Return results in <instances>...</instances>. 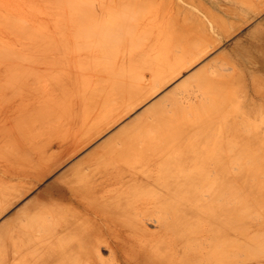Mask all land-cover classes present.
<instances>
[{
  "label": "rangeland",
  "instance_id": "obj_1",
  "mask_svg": "<svg viewBox=\"0 0 264 264\" xmlns=\"http://www.w3.org/2000/svg\"><path fill=\"white\" fill-rule=\"evenodd\" d=\"M172 1L173 0H0V13L5 11V15L4 13L0 14V154H2V156L8 154L7 156H5V159L7 158L6 160L0 158V165L2 164L0 167V218L9 216L15 210H19L20 212V210H23L25 208L23 212H27V210L28 212H30L31 210L36 208L33 212H30L32 214H27L24 212L23 217H21V215L23 214L21 211V214L19 213L18 215V217H21V220L20 218L18 220L22 221L24 217L27 218L28 216L26 221L28 219H33V221L36 223H34L36 225L34 226L36 228H38L37 226H39L37 231H34L33 229L35 228L33 224V227L31 225L30 227L27 226L29 225V222L31 224V220H28L26 222L29 236L32 238L30 239V237L28 238L27 236V255L17 253L18 260H23L26 258L29 259L33 264H37V262L38 264H50L52 260H56V254L51 253H57L59 250H61V248L65 250V247L67 246L69 247L67 249L68 251L73 250L72 245L76 238L75 234L77 232L90 229L93 226H97L109 217H127L130 213H127V211L123 210V207L127 202H143L146 200L152 201L153 197V200H155V198L157 200L158 196L156 195L158 194L154 193L155 188L154 190H151V187L155 182L154 187H156V185L159 186L158 183L161 184L160 186L164 184L165 186L163 185V188H166V186H169L170 188L171 186V189L167 188L169 192L171 190L173 191V189L176 188L178 190V193H181L180 195H178L179 197L177 195H174L172 198H174L173 200L176 199L177 202H179L182 209L181 213L184 216H181V220L183 221L182 223L180 219L178 220L180 223L178 224L179 229L182 227L180 230L181 234H186V237H188L193 233L191 237H188L190 240L186 238V242L182 241V244L185 247L189 245L188 248L186 247L187 250L190 251L189 248L191 249V247L194 246H191V243L193 242L194 238L197 240L198 236L201 238L199 239L198 237L199 241H203V244L205 243L204 245H206L205 240L207 241V244H209L208 246L206 245L207 247L204 246L203 248L202 243L201 247L200 243L199 245L198 243H196V245L198 246L195 249H198V251L195 252H197V254L200 253L199 257H203L205 259H200L199 262L197 260H194L193 262H191L192 264H206L208 261L209 262L207 264H210V261L211 264L264 263V229L261 227V225L263 224V216H261L260 214H255L257 216L256 218L254 217L244 220V224L248 226L247 229L232 227H228L227 229H224V227L221 228L219 226L222 225L218 224L217 219H205L201 217L202 214H199V212H202L203 208L206 207V205L203 206V204L200 203H191L193 200V189L192 187L191 189L190 187H188L191 184L190 178L187 189L186 186H182V183H187L183 182L186 178L182 179V177L180 176L176 177L175 173H168L165 169H153L154 174L159 173L164 177V179L159 181L158 179L152 178V174L150 176H147V170H151L150 165L145 164L146 166L144 169H140L137 166V164L141 162L142 156H153L156 153V155L162 154V156H167V141L170 139L175 140L177 138H182L183 134L185 133V128L190 129V126L193 125L192 123L194 121L198 122L199 119H217L219 114H222L230 107V100L232 94L235 92H237L243 98V101L248 110H256V113H258L264 109V0ZM9 12L11 15H6ZM19 19L21 20L19 21ZM30 19L31 21H29ZM37 19L40 20L43 25ZM25 20L27 22H23ZM18 25L20 26V28L18 27ZM22 25L25 26L23 27ZM177 26L179 29L177 28ZM21 27L23 29H21ZM39 30H41V32ZM10 31L12 32L10 33ZM131 36L133 37L132 39ZM9 38H12L13 41ZM126 38H128L129 41ZM260 39H263V42ZM1 41H4L5 43ZM131 44L133 47L129 50V46ZM104 47H108L110 52L107 48L106 50H104ZM58 50L61 51L58 52ZM193 50H196V53ZM187 51L188 53H186ZM190 51L195 56V59L193 58V61L197 60L198 56L200 58L203 54L204 57H202L201 60H197V63L194 62L195 64H192L191 62L193 61H187L188 59L192 58V56H190L192 55ZM199 52L200 55L198 54ZM205 52L208 53L205 54ZM139 56L141 58H139ZM92 58L94 59L92 60ZM138 58L141 60H138ZM184 59L187 61V64L185 63L184 66H190L189 63L193 65V67H189V70L183 66L182 61L184 62ZM111 60L113 61V63ZM74 62L76 63L73 64ZM118 62L121 63L118 64ZM122 63H124L125 65ZM178 64L180 68L177 67ZM176 67L177 69H179L177 70ZM73 69L75 72L73 71ZM174 69L177 70V72H180L181 69H183L184 71H181L182 73L178 75V78H176V76H172V78L174 79H171L172 81L165 84L166 86L163 87L162 84H164V81L168 79L170 80L171 78V76L170 78H168V76L166 79L165 77L168 75L170 70L173 71ZM175 70L174 73H171L177 74ZM191 71H193V73L191 74L193 76L191 77L190 75L189 79L186 82L175 87L176 81L182 76L189 74ZM78 72L80 75L78 74ZM108 72L109 74L111 73L112 75L113 73L114 75H108ZM82 74H86L87 76L89 75V78L92 77V74L93 77L95 76L94 78H96V80L93 82L94 79L92 80L90 78L88 82V77L86 75L82 76ZM94 74L99 75L97 76ZM119 74L121 75V77L119 76ZM81 76L84 78H81ZM103 76H107V78L111 77V81L113 80V82L108 80L110 78H106L107 82H105L106 79ZM73 77L76 79H74ZM63 78L66 79L65 81L68 80L67 82L62 81L65 83L64 86H62L63 83L60 82L61 80H63ZM79 78H81L80 82L78 80ZM114 78L116 80L118 79L117 82L124 81L125 83L122 82L123 84L121 85L120 83L116 84ZM82 79L84 80V85L82 83ZM98 80L102 81L99 82V85H97L98 83L96 84L98 87H102L103 85L108 87L112 83L111 87L114 86L115 88L111 89H113V93L117 92V94L114 93L116 97H114V95L112 94V90L109 92L108 89H110V86L107 89L105 87L103 89L105 92H107V96L103 94L104 91L101 89V87L96 88L94 84L95 82H98ZM90 81H92L93 84ZM54 82H57V84L59 85L57 86V88L60 91L56 88V86L54 85L56 83ZM77 82L79 83V85ZM52 84L54 86L53 88ZM86 84L88 85L87 87L92 85V88L90 87L89 89H87V87H84L86 86ZM65 85L67 87V89H65L67 93L70 89V85L74 86L71 87L72 89L78 88L77 92L75 89L72 90L75 92H72L70 90V94L68 93V95L66 94V91L63 90L62 92L65 91V93L62 94L66 95H64L65 97H67V99L65 98L66 100L62 99L64 98V96L61 95L60 89H64L63 87H65ZM122 85H124L123 87H125V89L123 87L117 88ZM160 85H162V87L161 90L159 89L158 91V88L156 87H159ZM82 86L84 87L83 91L88 92V95L90 93V96H95L90 97L87 95V93L85 94L83 91L80 92L81 88L79 87ZM38 88L40 89V91ZM54 88L57 90H55ZM93 88H95L96 91L101 89L102 92H92ZM51 89L55 91L52 92ZM114 89H116V91H114ZM119 89H124L123 91H127L129 94L127 92L121 93ZM153 89H155L156 92L158 91V93H152L151 96L149 94L150 92H154ZM90 90L91 92H89ZM78 91L80 93H78ZM71 93H73V97ZM162 93H164V97L160 95ZM77 94H81L82 97L78 95V99ZM111 94L112 96H110ZM36 95L37 97L35 99L34 97ZM74 95L76 96L75 98L77 99V101L80 100V97L84 99L82 100V105H78L80 104L81 100L79 102H76V100H74V103ZM102 95L103 98H101ZM38 96L42 97L39 98ZM83 96L86 98H83ZM109 96L110 98H114L110 99ZM157 96L161 97L160 100L162 99V102L159 101L160 103H158L159 99ZM28 97H32L30 98L31 100L28 101ZM43 97H45V99ZM147 97L149 98L147 99ZM94 98L101 99H96L98 101H95ZM107 98L111 101H108V107L106 106L107 104H105L106 107L98 105L97 102L103 105L106 102ZM156 98L157 100H155ZM71 99L73 102H71ZM93 99L95 102L93 101ZM60 100H62V102ZM88 100L90 102H93L86 103L87 108L82 109V107L85 105V101L87 102ZM102 100L104 101V103H102ZM136 100L138 101L136 102ZM44 101H46L47 104ZM52 101L55 103L54 109L53 105L51 104ZM59 101L60 103H58ZM131 101L136 102L133 105L138 103L140 105H137L138 107L136 106V109L133 108L134 110H132V107L134 106L131 105ZM141 101L142 103H140ZM63 102H65L64 105L66 106L64 107L66 111L68 109H71L70 111L68 110V112L65 111L66 113H69V115L65 114V112H63V114L61 113V110H65L61 109V107L63 106ZM128 102H130V104ZM153 102L154 105L152 107L151 105L153 104ZM49 103L51 105H49ZM68 103L72 104L70 105V108H68ZM94 103L95 105H93ZM96 103L97 107H95ZM125 103H128L126 107H124ZM22 104L23 106H21ZM40 104L42 107L40 106ZM58 104H61V107ZM91 104L92 108L90 110L89 107L91 106ZM56 105H58L61 110H59L58 106ZM34 106L38 107L34 109ZM148 106L151 109H149ZM123 107L125 108L124 111ZM37 108H39V110L40 108H42L40 110V112L42 111L41 114L40 112L36 113ZM45 108L49 109L46 110ZM55 108L58 110H55ZM141 108L145 109L143 110V114L139 112V110H142ZM30 109H32V112ZM72 109H74L73 112ZM81 109L83 112L81 111ZM29 110L30 113H28ZM88 110H90L89 113L87 112ZM128 110L129 112L131 111V113H129ZM158 110H163L164 113L158 116L160 114L156 113ZM50 111L53 113H51ZM126 111L128 112L127 115L125 114L127 113ZM135 111L139 112L140 114ZM26 112L28 114L25 115ZM33 112L36 114H34ZM74 112L77 116L74 114ZM90 112H95L94 115L96 113L99 115L96 114L94 116L92 115L93 113L91 114ZM72 113L74 114V118ZM58 114L60 115V117L58 116ZM80 114L86 116L81 117L82 115ZM87 114H89V116ZM123 114H125V116ZM141 114L142 116H140ZM39 115H41V117H39ZM48 115L52 120L48 118ZM53 115L56 117H54ZM63 115L66 118H68L69 116V118L65 119ZM121 115H123V118L121 117ZM137 115H139L141 118L136 119L135 117H137ZM128 118H135L136 120L133 121L132 119L133 123L132 121L130 123H132L133 125L129 123L131 126L127 125V128V126H125V123H128L130 121L128 120ZM26 119L28 120V122L31 121L29 122V125L27 124L28 128L29 126H31V131L32 125L34 123L35 126H33V128L36 127L37 129H33V131L36 130L35 132H29L32 135L34 133L36 139L34 138V136L32 138V135L29 134V136H26L28 137L27 139H29L27 142L24 140V132H28L27 127H25L27 125L24 122L26 121L27 123ZM37 119L40 122L36 121ZM44 119L48 120L44 122ZM154 119H156L155 123L153 121ZM157 119H160V123L157 122ZM18 120L22 122H18ZM41 121L47 123L51 127L46 124L44 125L43 123H41ZM113 121L116 123L113 124ZM145 121H147V123ZM41 124L42 127H40ZM52 124L54 125V128ZM143 124H145L144 127ZM78 125H80L81 127ZM45 126L48 127V129H46ZM24 127L26 131L23 130ZM17 128H22L23 131ZM42 129L44 130V132H41ZM45 129L47 133L45 132ZM58 129L60 131H58ZM19 130L22 132H20L21 134L24 133L22 135L24 138L19 133ZM38 130H40V132L43 134H41ZM56 132H59V136ZM35 133L41 135L38 136V134ZM116 133L119 136L116 135ZM113 135H115V139L111 138L113 137ZM12 136H14V141L10 139L13 138ZM51 136H53L54 138ZM5 137L9 138V140L4 139ZM15 137L17 139H15ZM3 140H8L10 144L4 143L5 141ZM120 145H122L123 147ZM134 145H139V149L137 148L136 152H133V150H131L132 147L135 148ZM117 146L118 148L116 149L115 147ZM15 147H18L17 150L15 149ZM119 147L121 148V150L122 148L123 150H131L132 152H130V154H134V156L132 155L133 160H128L129 158H126L127 154L125 153L128 152L126 150L124 156H121L122 152ZM107 151L109 152V154L112 153L113 155L115 153L121 152L119 156L125 157V160H123L124 158H118L119 156H113L112 154L110 155H112L113 157L109 154L107 155ZM4 152L6 153L4 154ZM102 152H105V154H103ZM91 153L92 155H90ZM94 153H97L98 155ZM102 155H104V158ZM90 156H94V158H101H95L96 160L94 158L91 159L93 161L95 160V162L92 163L94 166L91 165L90 169H88L89 166H87L86 163L88 162L87 160H90ZM116 157L120 159V164L118 163ZM162 158L164 160V157ZM107 159H113V161L116 162V167H114L117 170L114 167L109 168L107 166ZM100 162H102V165H100ZM122 165L124 166L122 167ZM98 167L99 170L97 169ZM132 168L134 169V171ZM83 169H85L86 171L79 172ZM94 169H97L98 171L96 170L95 174H92L93 177H91L89 181V174L86 172L88 170L92 171ZM111 171L114 173H112ZM107 173L110 174L108 175ZM81 174L85 179L81 177V179L78 178V176H82ZM61 176H65L66 179L62 178ZM60 177L62 178V181ZM73 177H76L78 179L74 181L75 183H71L74 179ZM112 177L114 178L112 179ZM151 178L155 181L152 182ZM172 178L175 179V183L174 181H172ZM166 179L167 181H165ZM85 181H87L86 184L84 183ZM169 182L171 183L169 184ZM165 183L169 185H166ZM55 184L59 186L57 188H66L68 197L65 200L61 201L57 199V195L59 196L57 191H53L52 193H50V196L46 195L48 197H46L48 200H46V198L37 200L39 195L45 193V189ZM179 185L184 187V189H182V187H180ZM163 188L157 187L158 191L162 192V194L165 193L166 190L165 189L163 191ZM186 189L188 191H185ZM168 190L166 192L167 194L169 193ZM152 192L153 194H151V196L148 195ZM53 194L57 195L54 196ZM182 195V200L184 201L180 200V197ZM184 195H187L186 199ZM59 198L64 197L59 196ZM169 198L171 197H168L166 199L170 200ZM187 200L189 201L188 203ZM33 202L35 206L33 204V206L31 205V203ZM37 202L38 204L40 203V205H38ZM183 203L186 207L182 205ZM191 204H193L194 207H192L193 205ZM196 204H198V206ZM190 207L194 210L190 209ZM43 209L44 211H42ZM50 210L52 212H50ZM185 210H187L188 212ZM183 212H185V214L187 215H185ZM165 213L170 214V216L173 215L169 212ZM31 215H33V217H31ZM131 216L132 215L130 214V217ZM133 216H135V214ZM162 216H168L170 218V216L164 214V212L162 213ZM193 216L196 218L193 219ZM214 216L215 214H213L212 217ZM183 218H185V220L190 219L188 224L186 222V226H181L185 222ZM20 221H17V227L15 231L18 243L19 240L20 243L23 242L26 237H24V233L21 232L22 224ZM193 221L196 222H194L193 224ZM198 221L200 224L197 223ZM211 222H213L214 224ZM226 222L228 224L230 223V221ZM231 223H233V221H231ZM208 224H212V226L208 228ZM68 225H72L70 230H72L73 232H68ZM146 225V227L153 232H155V229H157L156 226H154L153 222L148 221ZM257 225H259L260 227H257V229H255ZM40 227L45 228L44 230H46V233L45 231L43 232V228ZM190 227L191 229H189ZM199 227L202 228V230H199ZM208 229H210L209 233L211 234L207 235L208 237L205 235V237L202 233L208 232ZM196 230H199L195 234V236L197 237L194 236ZM223 231H225V234L227 233V238L226 235L224 236V242L227 243V246L224 245V249L226 246V249L228 250H226L224 253L228 254L224 255L222 253V256H220L219 253L221 251L219 248V244L220 238H222L221 234L224 233ZM240 232H248L250 234L241 235ZM33 235L36 237H34ZM35 238L36 240L38 239L37 243L34 242L36 241L34 240ZM211 240L214 241L211 242ZM32 241L35 244H32ZM63 242L64 245L62 246ZM209 242H211V244L213 245L212 248ZM66 243L68 244L66 245ZM50 248L51 250H49ZM45 249L48 250L45 251ZM209 249H212V252L209 251ZM67 250L65 252L68 253L67 257H69V252ZM107 250L108 249L103 248L102 251L103 254L105 253V258H108L109 256V251L107 252ZM206 250H208V252H211V254L206 255ZM43 252H48V256L46 254H43ZM72 254L74 253L70 251L71 257L73 258L75 256V259L72 260L76 261L79 256L76 254ZM194 256H192V259H196L197 255L195 257ZM43 258H45L46 262H44V260H41ZM37 259L38 261H36ZM79 262H81V259L79 260ZM110 263V261L109 263L107 262V264Z\"/></svg>",
  "mask_w": 264,
  "mask_h": 264
},
{
  "label": "bare ground",
  "instance_id": "obj_2",
  "mask_svg": "<svg viewBox=\"0 0 264 264\" xmlns=\"http://www.w3.org/2000/svg\"><path fill=\"white\" fill-rule=\"evenodd\" d=\"M174 1V0H173ZM172 1V2H173ZM170 3H171V1H170ZM169 4V3H168ZM168 4H167V6H168ZM174 4V3H173ZM171 6H173V5H171ZM166 9H168V8H166ZM172 10H173V8H172ZM1 11V10H0ZM8 11V10H7ZM175 11V10H174ZM5 12V11H4ZM4 12H1V13H4ZM97 12H99V11H97ZM168 12V11H167ZM0 13V14H1ZM7 13V12H6ZM170 13V12H169ZM10 14V12L8 13V14H6V15H9ZM95 14V13H94ZM4 15H5V13H4ZM11 15V14H10ZM97 15V14H96ZM95 15V16H96ZM1 16V15H0ZM18 16V15H17ZM16 16V17H17ZM20 16V15H19ZM171 16V15H170ZM3 17V16H2ZM23 17V16H22ZM95 18H97V17H95ZM21 19H24V18H21ZM21 19H19V21L21 20ZM39 19V18H38ZM37 19V20H38ZM5 20V19H4ZM14 20V19H13ZM2 21H3V19H2ZM18 21V20H17ZM29 21H31V19L29 20ZM39 22H41L40 20H38ZM23 22H27L26 20L25 21H23ZM35 22V21H34ZM180 22V21H179ZM31 23V22H30ZM42 23V22H41ZM13 24H15V23H13ZM12 24V25H13ZM40 24V23H39ZM1 25V24H0ZM4 25V24H3ZM27 25V24H26ZM41 25V24H40ZM42 25H43V23H42ZM183 25V24H182ZM6 26V25H5ZM15 26V25H14ZM23 27L25 26V25H22ZM34 26H35V24H34ZM18 27L20 28V26L18 25ZM40 27V26H39ZM36 28V27H35ZM177 28H178V26H177ZM7 29V28H6ZM21 29H23L22 27H21ZM33 29V28H32ZM40 29V28H39ZM179 29V28H178ZM15 30V29H14ZM20 30V29H19ZM216 30V29H215ZM16 31V30H15ZM23 31V30H22ZM22 31H19V32H22ZM25 31V30H24ZM40 32H41V30H39ZM43 31V30H42ZM182 31H183V29H182ZM185 31V30H184ZM214 31V30H213ZM12 31H10V33H11ZM26 32V31H25ZM116 32V31H115ZM114 32V33H115ZM121 32V31H120ZM119 33V32H118ZM117 33V34H118ZM123 33V32H122ZM183 33V32H182ZM21 34V33H20ZM25 34V33H24ZM124 34V33H123ZM23 35V34H22ZM113 35V34H112ZM135 35V34H134ZM10 36H12V35H10ZM121 36V35H120ZM127 36V35H126ZM125 36V37H126ZM263 36V35H262ZM99 37H101V36H99ZM103 37V36H102ZM106 37V36H105ZM109 37V36H108ZM135 37V36H134ZM133 37L131 36V39H132ZM9 39H11L12 40V38H9ZM29 39H30V37H29ZM109 39V38H108ZM119 39H121V38H119ZM128 41H129V39L128 38H126ZM264 39V38H263ZM263 39H260L261 41L263 40ZM115 40V39H114ZM126 40V41H127ZM259 40V41H260ZM8 41V40H7ZM13 41V40H12ZM102 41V40H101ZM109 41V40H108ZM125 41V42H126ZM131 41V40H130ZM137 41V40H136ZM135 41V42H136ZM260 41V42H261ZM1 42H4V41H1ZM118 42V41H117ZM132 42V41H131ZM263 42V41H262ZM261 42V43H262ZM5 43V42H4ZM106 43V42H105ZM128 43V42H127ZM257 43V42H256ZM264 43V42H263ZM262 43V44H263ZM122 44V43H121ZM133 44H135V43H133ZM126 45V44H125ZM104 46V45H103ZM102 46V47H103ZM131 46V47H130ZM129 46V50H130V48H132L133 46H132V44ZM105 48V47H104ZM107 49H108V47H106ZM106 48L104 49V50H106ZM114 48V47H113ZM124 48H126V47H124ZM99 49H101V48H99ZM119 49H121V48H119ZM128 49V48H127ZM182 49V48H181ZM261 49V48H260ZM103 50V49H102ZM103 50V51H104ZM109 50V49H108ZM107 50V51H108ZM183 50V49H182ZM192 50V49H191ZM57 51V50H56ZM61 50H58V52H60ZM116 51V50H115ZM122 51H124V50H122ZM194 51V50H193ZM198 51H200V50H198ZM63 52V51H62ZM61 52V53H62ZM109 52H110V50H109ZM119 52V51H118ZM185 52V51H184ZM191 52V51H190ZM190 52H189V54H190ZM195 53H196V50L194 51ZM115 53V52H114ZM186 53H188V51L186 52ZM208 52H205V54H207ZM56 54V53H55ZM191 54L192 55H190V56H192V58H190V59H188L187 57V61H189V62H191V61H193V58L195 59V56H194V54L191 52ZM199 55H200V52L198 53ZM198 54H196V55H198ZM110 55V54H109ZM113 55V54H112ZM186 55H188V54H186ZM202 55V54H201ZM93 56V55H92ZM116 56H118V55H116ZM202 57H204V54L199 58V56H198V58H197V56H196V58H197V60H201V58ZM139 58H141L140 56H139ZM138 58V60H141V59H139ZM94 58H92V60H93ZM113 59H114V57H113ZM116 59H118V58H116ZM124 59V58H123ZM122 59V60H123ZM136 59H137V57H136ZM184 59V60H185ZM89 60V59H88ZM182 61V63H183V66H184V64L186 63L187 64V61ZM197 60H194L193 62H191L192 64H195V63H197L198 61ZM110 61V60H109ZM112 61V60H111ZM137 61V60H136ZM197 61V62H196ZM116 62V61H115ZM122 62H125V61H122ZM195 62V63H194ZM63 63V62H62ZM70 63V62H69ZM76 62H74L73 64H75ZM78 63V62H77ZM112 63H113V61H112ZM119 63H121V62H118V64ZM207 63H209V62H207ZM91 64V63H90ZM122 64H124V63H122ZM137 64V63H136ZM181 64V63H180ZM192 64H190L189 63V65L190 66H188V65H186V66H184L186 69H188L189 70V67L191 68V66L193 67V65ZM59 65V64H58ZM71 65H72V63H71ZM112 65V64H111ZM115 65V64H114ZM125 65V64H124ZM68 66V65H67ZM76 66V65H75ZM75 66H73V67H75ZM120 66H121V64H120ZM182 66V65H181ZM187 66H188V68H187ZM177 67H179V64H178V66ZM177 67H176V69H177ZM180 68V67H179ZM178 68V69H179ZM71 69H72V67H71ZM76 69V68H75ZM106 69H108V68H106ZM177 69V70H178ZM175 70V69H174ZM174 70L172 71V70H170L169 71V73H168V75L165 77V79L168 77V78H170V76H171V78H170V80L168 79V80H166V81H168V82H166V81H164V84H162L163 85V87L164 86H166L165 84H167V83H169L170 81H172L171 79H174V78H172V76L173 77H175L176 76V78H178V75L180 74V73H182L181 71L183 70V69H181L180 70V72H177V70H175V72H177V74H172V73H174ZM68 71V70H67ZM72 71V70H71ZM73 71H74V69H73ZM80 71V70H79ZM184 71V70H183ZM186 71V70H185ZM75 72V71H74ZM81 72V71H80ZM110 72V71H109ZM109 72H108V75H111V73L109 74ZM111 72H113V71H111ZM172 72V73H171ZM67 73V72H66ZM69 73H70V71H69ZM73 73V72H72ZM78 74H79V72H78ZM88 74V73H87ZM117 74V73H116ZM184 74V73H183ZM76 75V74H75ZM80 75V74H79ZM84 75H86V74H84ZM83 74H82V76H84ZM89 75H90V73H89ZM88 75V76H89ZM94 75H97V74H94ZM99 75V74H98ZM97 75V76H98ZM101 75V74H100ZM102 75H105V74H102ZM112 75H114L113 73H112ZM111 75V76H112ZM182 75V74H181ZM191 75V74H190ZM61 76V75H60ZM63 76V75H62ZM81 76V78H84V77H82ZM87 76V75H86ZM87 76V77H88ZM91 76L93 77V75L91 74ZM119 76L121 77V75L119 74ZM193 75H191V77H192ZM74 77H78V76H74ZM73 77V78H74ZM92 77H90L92 80H93V82L96 80V78H92ZM100 77V76H99ZM103 77H105V79L107 78V76H103ZM114 77V76H113ZM117 77V76H116ZM186 77H188V76H186ZM185 77V78H186ZM209 77V76H208ZM224 77H225V75H224ZM81 78H79L78 80H79V82H80V80H81ZM90 78L88 77L87 79H88V82H89V80H90ZM108 78H110V79H108ZM107 79L109 80V81H111V77H108ZM176 78H175V80H176ZM183 78V77H182ZM181 78V79H182ZM184 78V79H185ZM217 78V77H216ZM62 79V78H61ZM71 79H72V77H71ZM74 79H76V78H74ZM73 79V80H74ZM101 79V78H100ZM107 79H106V81L105 82H107ZM113 79V78H112ZM115 79V78H114ZM119 79H121V78H119ZM60 80V79H59ZM58 80V81H59ZM66 79H64L63 78V80H61L60 82H62V81H65ZM70 80V79H69ZM73 80H71V81H73ZM103 80V79H102ZM118 80V79H117ZM117 80L115 79V81H116V84L117 83H120V85L121 84H123L122 82H124V81H119V82H117ZM122 80H123V77H122ZM188 80V79H187ZM32 81V80H31ZM68 81V80H67ZM67 81H65V82H67ZM75 81V80H74ZM77 81V80H76ZM108 81V82H109ZM114 81V82H115ZM84 82V80L82 79V83ZM87 82V83H88ZM90 82H92V81H90ZM93 82H92V84H93ZM99 82H102V81H100V80H98V82H95V87L96 88H100V87H98L97 85H99ZM111 82H113V80L111 81ZM166 82V83H165ZM182 82V81H181ZM27 83V82H26ZM54 83H56L57 84V82H54ZM63 83V85L62 86H64V82H62ZM69 83H71V82H69ZM72 83H74V82H72ZM76 83V82H75ZM78 83V82H77ZM98 83V84H97ZM110 83V82H109ZM125 83V82H124ZM183 83V82H182ZM56 84H54L55 86H56V88H57V86H59L58 84L56 85ZM89 84V83H88ZM97 84V85H96ZM112 84V83H111ZM111 84L109 85L110 86V89H108L109 90V92L111 91L112 92V94L114 95V93H116L117 94V92H114L113 93V89H111V88H115L113 85V87H111ZM180 84V83H179ZM24 85H27V84H24ZM31 85V84H30ZM78 85H79V83H78ZM83 85H84V83H83ZM91 85V84H90ZM93 85V86H94ZM102 85V84H101ZM119 85V84H118ZM162 85H160L159 87H156V88H158V91H159V89L161 90V87H162ZM29 86V85H28ZM62 86H60V87H62ZM68 86V85H67ZM73 86V85H72ZM71 85H70V89L68 90V93L70 92V90L72 91V90H74V89H72L71 87H72ZM81 86V85H80ZM88 85L86 84V86H84V87H87ZM92 86V85H91ZM91 86H89V87H87V89H89ZM108 86V87H109ZM115 86H117V85H115ZM124 85H122V86H119V87H117V88H121V87H123ZM177 86V85H176ZM175 86V87H176ZM51 87V86H50ZM54 86H53V84H52V88H53ZM59 87V88H60ZM65 87H66V85H65ZM65 87H63L64 89H62V88H60L61 89V95H63L62 93H65V89H67V87L65 88ZM74 87V86H73ZM78 87V86H77ZM76 87V88H77ZM84 87L82 86V87H79V88H81V91L80 92H82L83 90H84ZM103 87V88H102ZM101 87V89L103 90L104 89V87L107 89L108 87H106V86H102ZM25 88H27V87H25ZM42 88V87H41ZM92 88V87H91ZM116 88V89H117ZM124 89H125V87H123ZM33 89V88H32ZM39 89V88H38ZM50 89V88H49ZM55 89V88H54ZM58 89V88H57ZM57 89H55V90H57ZM86 89V90H87ZM101 89H99L98 91H101ZM105 89V90H106ZM116 89H114V91H116ZM124 89H119L120 91H121V93L123 92V93H126L127 91H123ZM35 90V89H34ZM52 90V89H51ZM55 90H52V92L53 91H55ZM59 90V89H58ZM63 90H65L64 92H62ZM76 90V92H77V90H78V88L77 89H75ZM80 90V89H79ZM118 90V89H117ZM126 90H127V88H126ZM131 90V89H130ZM130 90H129V92H130ZM154 90V92H150V94L149 95H151L152 96V93L154 94V93H158V91L156 92V90L155 89H153ZM152 90V91H153ZM39 91H40V89H39ZM42 91V90H41ZM46 91V90H45ZM60 91V90H59ZM98 92V91H96L95 90V88H93L92 89V92ZM104 91V90H103ZM44 92V91H43ZM42 92V93H43ZM72 92H75V91H72ZM79 91H78V93H80ZM85 94L87 93V95H88V92H85V91H83ZM89 92H91V90L89 91ZM102 92V91H101ZM142 92V91H141ZM60 93V92H59ZM68 93H67V91H66V94L68 95ZM100 93V92H99ZM119 93V92H118ZM128 93V92H127ZM145 93V92H144ZM48 94V93H47ZM46 94V95H47ZM56 94V93H55ZM58 94V93H57ZM70 94V93H69ZM72 94V97H73V93H71ZM85 94H84V96H85ZM94 94V93H93ZM96 94V93H95ZM98 94V93H97ZM103 94L105 95V96H107V92H103ZM112 94L110 95V96H112ZM129 94V93H128ZM49 95V94H48ZM65 95V94H64ZM63 95V96H64ZM75 95H76V93H75ZM74 95V98L76 97ZM81 96V94H77V96ZM123 95V94H122ZM148 95V96H149ZM161 95V94H160ZM60 96V95H59ZM66 96V95H65ZM64 96V98H62V99H67V97H65ZM79 96L77 97L78 99H79ZM83 96V98H86V97H84ZM88 96H90V93H89V95ZM88 96H87V98H88ZM95 96V95H94ZM94 96H90V97H94ZM104 96V97H105ZM110 96H109V98H110ZM124 96V95H123ZM155 96V95H154ZM165 95L163 94V97H164ZM34 97V96H33ZM36 97H37V95L34 97L35 99H36ZM39 97V96H38ZM42 97V96H41ZM41 97H39V98H41ZM46 97V96H45ZM45 97H43L44 99H45ZM50 97V96H49ZM56 97V96H55ZM58 97V96H57ZM62 97V96H61ZM60 97V98H61ZM69 97H70V95H69ZM71 97V98H72ZM82 97V96H81ZM80 97V100H78L77 101V99L75 98V99H73V101L74 100H76V102H79L80 101V104H78V105H82L81 103H83V101L82 100H84V99H82ZM97 97V96H96ZM98 97H99V95H98ZM114 97H116V95H114ZM114 97H111L110 99H113ZM150 97V96H149ZM149 97H147V99L149 98ZM158 97V96H157ZM27 98V97H26ZM29 99H28V101L29 100H31L30 98H32V97H28ZM101 98H103V95H102V97ZM101 98H99V99H101ZM123 98V97H122ZM125 98H126V96H125ZM160 98L161 97H158V103H160L159 101H161L162 102V99L160 100ZM50 99V98H49ZM55 99V98H54ZM65 99V100H66ZM95 99V98H94ZM94 99H93V101H94ZM96 99H98V98H96ZM95 99V101H98V100H96ZM110 99L108 100V98H107V100H106V102L104 103V101L102 102V103H104L103 105L102 104H99V102H97L98 103V105H101L102 107H108V105L109 104H107V103H109L108 101H110ZM23 100V99H22ZM51 100H53V99H51ZM59 100V99H58ZM86 100V99H85ZM89 100H92V99H89ZM85 101V105L83 106V107H85V108H83L82 107V109H86L87 108V105H86V103H91V102H93V101ZM105 100V99H104ZM125 100V99H124ZM145 100H146V98H145ZM155 100H157V98L155 99ZM27 101V100H26ZM35 101V100H34ZM39 101V100H38ZM61 102H62V100H60ZM60 101L58 102V103H60ZM70 101V100H69ZM72 101V99H71V102H73ZM94 101V102H95ZM138 100H136V102H137ZM24 102V101H23ZM41 102V101H40ZM45 103H46V101H44ZM56 102V101H55ZM111 102V101H110ZM132 102V101H131ZM135 101L134 102H132L131 103V105H133L134 103H136ZM191 102H193V101H191ZM30 103V102H29ZM47 103H48V100H47ZM46 103V104H47ZM51 103V102H50ZM49 103V105H53V109H54V105H55V103L52 101V103L50 104ZM57 103V102H56ZM74 103H75V101H74ZM97 103H96V106L95 107H97ZM100 103H101V100H100ZM129 104H130V102H128ZM127 103V104H128ZM140 103H142V101L140 102ZM65 104V102H63V106L62 107H64V106H66V105H64ZM105 104H107L106 106H105ZM127 104L125 103V106L124 107H126L127 106ZM157 104V103H156ZM29 105V104H28ZM42 105H43V103H42ZM58 105H60V107H61V104H58ZM58 105H56V106H58ZM68 105H69V107H68ZM68 105H67V107L68 108H70L71 106L70 105H72V104H70V103H68ZM74 105V104H73ZM93 105H95V103L93 104ZM137 105H140L139 103L138 104H135V105H133L134 107H132V110H134L133 108H135ZM142 105V104H141ZM153 105H154V102H153V104L151 105L152 107H153ZM21 106H23V104L21 105ZM39 106V105H38ZM38 106H36V107H38ZM40 106H41V104H40ZM55 106V107H56ZM150 106V105H149ZM149 106H148V108H149ZM19 107H20V105H19ZM35 106H34V109L36 108ZM42 107V106H41ZM46 107V106H45ZM50 107V106H49ZM60 107L58 106V109L59 110H61V109H65V107L64 108H62L61 107V109H60ZM94 107V108H95ZM123 107V108H124ZM129 107H130V105H129ZM128 107V108H129ZM138 107V106H137ZM23 108V107H22ZM44 108V107H43ZM52 108V107H51ZM90 108V110H91V108H92V104H91V106L89 107ZM93 108V109H94ZM127 108V109H128ZM29 109V108H28ZM42 108H40V110H41ZM46 110H48L47 108H45ZM44 109V110H45ZM52 109V110H53ZM58 109H56L55 108V110H58ZM77 109H78V107H77ZM82 109H81V111H82ZM136 109V108H135ZM142 109V108H141ZM149 109H151V108H149ZM31 110V112H32V109H30ZM30 110H29V112L28 113H30ZM39 110V108H37V110H36V113L37 112H40V110ZM51 110V109H50ZM69 110V109H68ZM68 110L66 111V109L63 111V110H61V113L63 114V112H68ZM71 110V109H70ZM69 110V111H70ZM73 110L74 109H72V112H73ZM90 110H88L87 112L89 113V111ZM125 110V108L123 109V111ZM129 110H131V109H129ZM129 110H128V112H129ZM143 110H145V109H142V110H139V112L140 113H144V111ZM22 111V110H21ZM24 111V110H23ZM26 111V110H25ZM34 111V110H33ZM78 111V110H77ZM105 111V110H104ZM121 111V110H120ZM142 111V112H141ZM161 111V112H160ZM158 110L156 113H160L158 116H160L162 113H164L163 112V110ZM42 112V111H41ZM41 112H40V114H41ZM46 112V111H45ZM51 112V111H50ZM65 112V114H67V115H69V113H66ZM79 112V111H78ZM83 112V111H82ZM85 112V111H84ZM122 112V111H121ZM127 112V111H126ZM128 112L127 113H125L126 115L128 114ZM135 112H137V111H135ZM139 112H137V113H139ZM22 113V112H21ZM27 112L25 113V115L26 114H28ZM34 113V112H33ZM32 113V114H33ZM36 113H34V114H36ZM51 113H53V112H51ZM56 113H58V112H56ZM81 113V112H80ZM91 113V112H90ZM93 113V114H92ZM91 114L92 115H94V113L95 112H92ZM129 113H131V111L129 112ZM139 113V114H140ZM39 114V113H38ZM37 114V115H38ZM48 114V113H47ZM50 114V113H49ZM54 114H55V112H54ZM64 114V115H65ZM74 114H75V112H74ZM74 114L72 113V115H73V118H74ZM78 114V113H77ZM97 114V113H96ZM95 114V115H96ZM103 114V113H102ZM106 114V113H105ZM125 114H123L124 116H125ZM142 114L140 115V116H142ZM37 115H35V116H37ZM46 115V114H45ZM63 115V117L65 118V119H68L69 118V116H68V118H66L65 116ZM76 115V114H75ZM80 115H82V114H80ZM79 115V116H80ZM88 116H89V114H87ZM94 115V116H95ZM97 115H99V114H97ZM123 115H121V117L123 118ZM133 115H135V114H133ZM145 115V114H144ZM143 115V116H144ZM54 116V115H53ZM58 116L60 117V115L58 114ZM77 116V115H76ZM84 115H82L81 117H83ZM86 116V115H85ZM84 116V117H85ZM139 115H137V117H135L136 119H139V118H141ZM39 117H41V115H39ZM38 117V118H39ZM46 117V116H45ZM54 117H56V116H54ZM53 117V118H54ZM91 117V116H90ZM97 117V116H96ZM145 117V116H144ZM48 118L49 119H51V117H49V115H48ZM87 118V117H86ZM92 118H94V117H92ZM133 119V118H131V119H129L128 118V120H130L128 123H125V126H131L130 124H132L133 123V121L134 120H136V119ZM41 119V118H40ZM58 119V118H57ZM60 119V118H59ZM89 119V118H88ZM119 119V118H118ZM132 119H133V121H132ZM144 119V118H143ZM22 120H24V119H22ZM27 120V119H26ZM29 120H32V119H29ZM45 120V119H44ZM48 120V119H47ZM47 120H45L44 122H46ZM52 120V119H51ZM120 120V119H119ZM158 121V123H160L159 122V120L160 119H157ZM36 121H39L38 119L36 120ZM116 121V120H115ZM118 121V120H117ZM132 121V123H130ZM154 121V123H155V121H156V119H154L153 120ZM18 122H22V121H19L18 120ZM25 122V124L27 125H29V122H31V121H29L28 122V120H27V123H26V121H24ZM33 122H35V121H33ZM40 122V121H39ZM43 121H41V123H43L44 125L46 124V125H48L47 123H44ZM51 122V121H50ZM49 122V123H50ZM146 123H147V121H145ZM38 123V122H37ZM36 123V124H37ZM56 123V122H55ZM114 123H116V122H114L113 121V124ZM130 123V124H129ZM136 123V122H135ZM145 123V124H146ZM149 123V122H148ZM12 124V123H11ZM25 124H23V125H25ZM39 124V123H38ZM54 124V123H53ZM52 124V125H53ZM83 124V123H82ZM82 124H80V125H82ZM145 124H143V127H144V125ZM10 125V124H9ZM18 125V124H17ZM21 125V124H20ZM22 125V126H23ZM28 125L27 126H25V127H27V130H28V132L26 133V132H24L25 133V138L22 136L23 134H21L22 132L21 131H23V130H25V127H24V129L22 130V128L20 129V128H17V129H20L19 130V133L21 134V136L24 138V140L27 142L29 139H27L28 137H26V136H29V134L31 133V132H35L37 129H36V127H34L36 130L35 131H33V126H35V123L32 125V131H31V126H29V128H30V131H29V128H28ZM80 125H78V126H80ZM124 125V124H123ZM133 125V124H132ZM19 126V125H18ZM49 126V125H48ZM128 126H127V128H128ZM136 126H139V125H136ZM14 127V126H13ZM39 127V126H38ZM40 127H42V124L40 125ZM46 127V126H45ZM49 127H51V126H49ZM81 127V126H80ZM142 127V126H141ZM12 128V127H11ZM16 128V127H15ZM53 128H54V125H53ZM52 128V129H53ZM83 128V127H82ZM46 129H48V127H46ZM46 129H45V132H46ZM126 129V128H125ZM124 129V130H125ZM10 131H11V129H10ZM26 131V130H25ZM39 132H40V130H38ZM37 131V132H38ZM48 131V130H47ZM50 131H51V128H50ZM57 131V130H56ZM58 131H60L59 129H58ZM123 131V130H122ZM122 131H121V133H122ZM5 132V131H4ZM30 132V133H29ZM38 132V133H39ZM41 132H44V130L42 129V131ZM40 132V133H41ZM124 132V131H123ZM38 133H35V134H38ZM47 133V132H46ZM57 134H58V136H59V132H56ZM118 133V132H117ZM116 133V135H118ZM120 133V134H121ZM6 134V133H5ZM41 134H43V133H41ZM41 134H38V136H40ZM55 134V133H54ZM19 135V134H18ZM30 135H32V134H30ZM45 135V134H44ZM61 135V134H60ZM21 136H19V137H21ZM33 136H34V133H33V135H32V138H33ZM54 136V135H53ZM53 136H51V137H53ZM114 136L115 135H113V137H111V138H114ZM119 136V135H118ZM7 137V136H6ZM4 138V139H8L9 140V138ZM9 137V136H8ZM13 138H10V139H14V136H12ZM36 136H34V138H35ZM50 137V136H49ZM48 137V138H49ZM117 137V136H116ZM22 138V139H23ZM47 138V139H48ZM54 138V137H53ZM55 138H56V135H55ZM15 139H17L16 137H15ZM36 139V138H35ZM115 139V138H114ZM8 140H6V141H8ZM23 140V141H24ZM34 140V139H33ZM108 140V139H107ZM106 140V141H107ZM3 141H5V140H3ZM4 142V143H9V141L8 142ZM14 141V140H13ZM16 141V140H15ZM19 141V140H18ZM21 141V140H20ZM17 142V141H16ZM121 142V141H120ZM123 142H125V141H123ZM122 142V143H123ZM13 143V142H12ZM17 143H19V142H17ZM30 143V142H29ZM33 143V142H32ZM10 144V143H9ZM14 144V143H13ZM20 144V143H19ZM34 144V143H33ZM6 145V144H5ZM8 145V144H7ZM15 145H16V143H15ZM28 145V144H27ZM31 145V144H30ZM29 145V146H30ZM123 145V144H122ZM122 145H120V146H122ZM136 145V144H135ZM134 145V147L136 148H131V150H133V152H136V150H137V148L139 147V145L138 146H135ZM14 146V145H13ZM20 146V145H19ZM21 146H23V145H21ZM114 146V145H113ZM112 146V147H113ZM124 146V145H123ZM122 146V147H123ZM18 148V147H17ZM17 148L15 147V149L17 150ZM116 149L118 148V146L117 147H115ZM14 149V150H15ZM119 149L121 150V148L119 147ZM118 149V150H119ZM139 149V148H138ZM110 150V149H109ZM117 150V151H118ZM126 149H124L123 150V148H122V150H121V152H118V153H115L114 155L115 156H119L120 155V153H121V156L123 155L124 156V153L126 152V151H128V150H126ZM131 150H129L128 152H126L125 154H127L126 155V158L128 159V160H133V156H134V154H130V152H132ZM108 152V151H107ZM1 153V152H0ZM3 153V152H2ZM6 152H4V154H5ZM8 153V152H7ZM93 153V152H92ZM92 153L90 154V155H92ZM103 154H105V152H102ZM114 153V152H113ZM3 154V155H4ZM12 154V153H11ZM94 154H96V155H98L97 153H94ZM109 154V152L107 153V155ZM110 154H112V153H110ZM109 154V155H110ZM128 154H130V155H128ZM152 154V153H151ZM157 154V153H156ZM153 155V156H150V155H145V156H142V160H141V162L139 163V164H137V166L140 168V169H144L145 168V166L146 165H150L151 166V170H147L148 171V173H147V176H150L151 174H152V178H155V179H158L159 181L160 180H162V179H164V177L162 176V175H160L159 173H157V174H154L153 173V169H158V170H163V169H165V166L163 165V164H167L168 163V160L166 159V157L167 156H162V154H158V155ZM201 154H202V152H201ZM206 154V153H205ZM209 154V153H208ZM217 154V153H216ZM1 156H0V158L1 159H3V160H6L5 159V156H7L8 154H6L5 156H2V154H0ZM113 155V154H112ZM112 155H110V156H112ZM113 155V156H114ZM133 155V156H132ZM164 155V154H163ZM189 155H191V154H189ZM223 155H225V152H224V154ZM103 156V158H104V155H102ZM112 156V157H113ZM187 156V155H186ZM192 156V155H191ZM206 156H208L207 154H206ZM211 156V155H210ZM227 156V155H226ZM226 156H224L225 158H226ZM3 157V158H2ZM89 157V156H88ZM91 157V156H90ZM111 157V158H112ZM116 157V158H117ZM162 157H164V160H163V158ZM197 157V156H196ZM201 157H203V155L201 156ZM205 157V156H204ZM203 157V158H204ZM209 157V156H208ZM217 157H219V156H217ZM221 157V156H220ZM223 157V156H222ZM221 157V158H222ZM94 158V156H92L91 158H90V160H87L88 162L86 163L87 164V166H89V168L88 169H90V167H91V165H93L92 163L93 162H95V160L96 159H100L101 157H95L94 159V161L93 160H91V159H93ZM102 158V159H103ZM107 158V157H106ZM105 158V159H106ZM108 158H109V156H108ZM115 158V159H116ZM118 158H124L123 160H125V157H118ZM117 158V161H118V163H119V161H120V159H118ZM186 158V157H185ZM191 159V158H193V157H189L188 156V159ZM203 158H201V160L203 159ZM215 158V157H214ZM177 159V158H176ZM180 159H182V158H180ZM190 159L189 160H187L188 162L190 161ZM197 159V158H196ZM207 159V158H206ZM211 159L212 158H210V161H211ZM224 159V158H223ZM16 160V159H15ZM108 160V159H107ZM175 160V159H174ZM200 160V159H199ZM204 160V159H203ZM202 160V161H203ZM208 160V159H207ZM1 161V160H0ZM11 161V160H10ZM98 161V160H97ZM104 161V160H103ZM106 161V160H105ZM181 161V160H180ZM179 161V162H180ZM192 161H193V159H192ZM212 161H214V160H212ZM215 161H216V159H215ZM224 161H225V159H224ZM224 161H221V162H224ZM226 161H227V159H226ZM85 162V161H84ZM144 162V163H143ZM198 162V161H197ZM101 163V164H100ZM99 164L100 165H102V162H100ZM142 163V164H141ZM176 163H178V162H176ZM192 163V162H191ZM202 163H204V162H202ZM210 163V162H209ZM212 163V162H211ZM211 163L209 164V166L211 165ZM225 163V166L224 167H227L228 165V162H227V164H226V162H224ZM105 164V163H104ZM106 164H107V166L110 168V167H114L115 165H116V162H114L113 161V159H109L108 161H106ZM120 164V163H119ZM118 164V165H119ZM123 164H124V162H123ZM146 164V165H145ZM162 164V165H161ZM182 164V163H181ZM195 164H197V163H195ZM199 164V163H198ZM2 165V164H1ZM1 165H0V167H1ZM95 165H97V164H95ZM168 165V164H167ZM176 165V164H175ZM179 165V164H178ZM177 165V166H178ZM183 165V164H182ZM189 165V164H188ZM191 165H193V164H191ZM204 165H205V163H204ZM214 164H212L211 166H213ZM227 165V166H226ZM85 166V165H84ZM86 166V167H87ZM94 166V165H93ZM124 165H122V167H123ZM230 166V165H229ZM75 167V166H74ZM116 167V166H115ZM114 167V168H115ZM130 167V166H129ZM136 167V166H135ZM153 167V168H152ZM182 167H187L186 166V164H185V166H182ZM217 167V166H216ZM105 168H106V165H105ZM113 168V169H114ZM127 168V167H126ZM125 168V169H126ZM196 168V167H195ZM199 168H201V166L199 167ZM208 167H206V169H207ZM210 168H212V167H210ZM215 168V167H214ZM10 169V168H9ZM75 169V168H74ZM86 169V168H85ZM85 169H83L82 171L80 170L79 172H85L86 170ZM93 169V168H92ZM98 170H99V167L97 168ZM97 169H94V170H88V171H91V172H86V173H88L89 174V181H90V178L91 177H93L92 176V174H95V172H96V170ZM116 169V168H115ZM114 169V170H115ZM133 169V168H132ZM6 170V169H5ZM15 170V169H14ZM97 170V171H98ZM112 170V169H111ZM113 170V171H114ZM117 170V169H116ZM115 170V171H116ZM186 170H188V169H186ZM191 170V169H190ZM114 171V172H115ZM130 171H131V169H130ZM133 171H134V169H133ZM137 171V170H136ZM209 171H211L212 173L213 172H215L216 173V169L215 170H209ZM208 171V172H209ZM13 172V171H12ZM94 172V173H93ZM110 172V171H109ZM112 172V171H111ZM114 172H112V173H114ZM122 172V171H121ZM187 172V171H186ZM185 172V173H186ZM210 172V173H211ZM228 172H229V170H228ZM6 173V172H5ZM10 173V172H9ZM69 173V172H68ZM67 173V174H68ZM74 173V172H73ZM72 173V174H73ZM125 173V172H124ZM209 173V175H207V176H209V178H210V174ZM12 174V173H11ZM77 174H78V172H77ZM80 174V173H79ZM88 174H86V175H88ZM105 174V173H104ZM108 174V173H107ZM110 174V173H109ZM108 174V175H109ZM121 174H123V173H121ZM188 174H189V171H188ZM201 174H203V173H200V175ZM208 174V173H207ZM228 174V173H227ZM62 175V174H61ZM82 175V174H81ZM119 175V174H118ZM118 175H117V177H118ZM129 175V174H128ZM178 175V174H177ZM199 175V176H200ZM213 175H214V173H213ZM212 175V176H213ZM16 176V175H15ZM101 176V175H100ZM111 176V175H110ZM211 176V177H212ZM218 176H219V174H218ZM62 178H65L66 179V177L65 176H61ZM60 177V179H61V181H62V178ZM69 177H71V176H69ZM83 178V179H85L84 177H83V175L82 176H78V178ZM114 177H116V176H114ZM114 177H112V179L114 178ZM121 177V176H120ZM68 178V177H67ZM74 178V177H73ZM80 178V179H81ZM151 178V179H152ZM169 178H171V177H169ZM168 178V179H169ZM180 178V177H179ZM208 178V179H209ZM215 178H217V175H216V177ZM87 179H88V176H87ZM86 179V180H87ZM173 179V178H172ZM172 179H170V180H172ZM182 179H183V177H182ZM189 179V178H188ZM191 179V178H190ZM207 179V180H208ZM211 179V178H210ZM76 180H78L76 177L72 180V182L71 183H75L74 181H76ZM169 180V181H170ZM175 179H173L172 181H174ZM179 180V179H178ZM202 180V179H201ZM216 179H214L213 178V181H215ZM66 181V180H65ZM68 181H70V180H68ZM84 181V180H83ZM88 181V180H87ZM87 181H85L84 183L86 184L87 183ZM153 181H155V180H153L152 179V182ZM165 181H167V179L165 180ZM180 181V180H179ZM188 181V180H187ZM204 181H205V178H204ZM218 181V180H217ZM67 182V181H66ZM162 182V181H161ZM160 182V183H161ZM184 183H185V181H183ZM189 182V181H188ZM187 182V183H188ZM199 182V181H198ZM201 182V181H200ZM208 182V181H207ZM157 183V182H156ZM163 183V182H162ZM171 182H169V184H170ZM174 183H175V181H174ZM179 183V182H178ZM66 184V183H65ZM109 184V183H108ZM166 184V183H165ZM169 184H166V185H169ZM173 184V183H172ZM196 184V186L198 185V184H200V183H195ZM194 184V185H195ZM202 184V183H201ZM207 184V183H206ZM213 184H215L216 185V182L214 183L213 182ZM213 184H211V185H207V187H210V186H212ZM81 185V184H80ZM102 185V184H101ZM158 185L160 186L161 184H159L158 183ZM164 185V184H163ZM163 185L162 186H160L161 188H163ZM174 185V184H173ZM172 185V186H173ZM183 185H187L186 183L185 184H183L182 183V186ZM192 185V184H191ZM215 185H213V186H215ZM57 186V185H56ZM155 186V182H154V185L152 186L153 187V189H152V187H151V190H154V188H155V191H156V189H157V187L158 188H160L159 186H157L156 185V187H154ZM165 186V185H164ZM180 186V185H179ZM182 186H180V187H182ZM201 187V185H198L197 187ZM203 186V185H202ZM77 187H79V186H77ZM176 187H177V185H176ZM179 187V188H180ZM188 187H190V189H191V186L189 185ZM188 187L186 186V188L188 189ZM195 187V186H194ZM205 187H206V185H205ZM167 188H169V186L167 187L166 186V188L164 187L163 188V191L165 190V193L167 192ZM192 188H193V186H192ZM196 188V187H195ZM169 189H171V186H170V188ZM182 189H184V187H182ZM185 190V191H188V190ZM190 189H189V191H190ZM194 189V188H193ZM208 189V188H207ZM211 189V188H210ZM150 190V191H151ZM159 190H162V189H159ZM197 190V189H196ZM53 191H57L58 192V194H59V196H61V197H66V192L63 190V188H57V187H55V186H50L49 188H47V189H45V193L43 194V195H39L38 196V198H37V200L39 199V200H41V199H44L45 198V196L46 195H50V193H52ZM154 191V193H156V194H158V195H156V196H158V198H157V200H156V198H155V200H153V198H152V201L150 200H146V198H145V200L146 201H143V202H137V201H129V202H127L126 203V205H124V207H123V210H125V211H127V213H130L132 216L130 217V214L127 216V217H119V218H113V217H109V218H106V220H104V221H102L101 222V224H99V225H97V226H93L92 228H90V229H87V230H82V231H79V232H77L75 235H76V238H75V240H74V243H73V250H67L69 247L67 246V247H65L66 249L64 250V249H62L61 248V250H59L57 253L56 252H53V253H51V254H56V256H55V259L57 260V261H59L60 262V264H107V262L109 263V261L111 262V263H113V264H192L191 262H193L194 260H197L198 262L200 261V259L201 260H204L205 258H201V257H199V254H197V252H195V251H198V249L196 250L195 248H197V246L199 245V243H200V247H201V243L203 244V241H199V239H201L199 236V239H198V237L197 236H195V234H196V232L197 231H199V230H202V228H198L199 230H196L195 231V233H194V236L195 237H197V240L194 238V240H193V242L191 243L192 245L191 246H193V247H191V249L189 248V250L190 251H188L187 250V248L189 247V245L188 246H184L183 244H182V241H185L186 242V238L188 239V240H190L188 237H191V235H193V233L190 235V236H188V237H186V234L185 235H182L181 234V232H180V230H181V226H186L185 224H186V222H187V224H188V222L190 221V219L187 221V220H185V218H183V220L185 221L180 227V229H179V225L178 224H180L179 223V219H180V221H181V223L183 222L182 220H181V216H183L182 215V213H181V211H182V209H181V205L179 204V202H177V200L175 199V200H173L174 198H172L174 195H180L181 193L179 192L178 193V190L175 188V189H173V191L171 190L170 192H169V190H168V194L166 193H163L162 194V192H159L158 191V189H157V191L155 192ZM44 192V191H43ZM188 193V192H187ZM75 194H77V193H75ZM151 194H153V192L152 193H149L148 195H150L151 196ZM190 194V193H189ZM189 194H188V196H189ZM222 194H226L225 193V191L222 193ZM177 196H175V197H177ZM185 196V195H184ZM187 196V195H186ZM185 196V199L187 198ZM212 196V195H211ZM47 197V196H46ZM168 197H171V198H169L170 200H167L166 198H168ZM179 197V196H178ZM182 197H183V195L180 197L181 199V201H184V200H182ZM48 198V197H47ZM46 198V200H48ZM36 200V199H35ZM144 200V199H143ZM139 201V200H138ZM36 202V201H35ZM53 202V201H52ZM189 201L187 200V203H188ZM194 202V201H193ZM193 202H191V203H193ZM199 202V201H198ZM50 203V202H49ZM140 203V204H139ZM200 203V202H199ZM198 203V204H199ZM33 203H31V205H32ZM37 204H38V202H37ZM54 204V203H53ZM185 204H186V201H185ZM198 204H196L197 206H198ZM210 204V203H209ZM34 206H35V204H33ZM32 205V206H33ZM38 205H40V203L38 204ZM38 205H36V206H38ZM182 205H184V203L182 204ZM189 205V204H188ZM191 205H193V204H191ZM206 205V203L203 205V206H205ZM214 205V204H213ZM224 205V204H223ZM27 206V205H26ZM32 206H30V207H32ZM42 206V205H41ZM40 206V207H41ZM185 206V205H184ZM183 206V207H184ZM28 207H29V204H28ZM55 207V206H54ZM58 207V206H57ZM186 207V206H185ZM187 207H189V206H187ZM192 207H194V205L192 206ZM200 207H202V206H200ZM207 207V206H206ZM205 207V208H206ZM212 207V206H211ZM210 207V208H211ZM38 208V207H37ZM196 208V207H195ZM204 208V209H205ZM224 208H226V207H224ZM25 209V208H24ZM23 209V210H24ZM32 209V208H31ZM36 209V208H35ZM35 209H33V210H31L32 212L35 210ZM39 209V208H38ZM38 209H37V211H38ZM53 209H55V208H53ZM190 209H192L191 207H190ZM212 209V208H211ZM23 210H20V212L22 211V215H21V217H23V215H24V212L25 213H30V212H28V210H27V212L26 211H24L23 212ZM30 210V209H29ZM192 210H194V209H192ZM206 210V209H205ZM36 211V212H37ZM42 211H44V209L42 210ZM53 211H55V210H53ZM58 211V210H57ZM56 211V212H57ZM185 211H187V210H185ZM19 212V213H20ZM50 212H52L51 210H50ZM59 212V211H58ZM164 212V214H166V215H169L170 216V214H167V213H165V212H169V213H171V214H173L172 216H170V218L167 216V217H165V216H162V213ZM188 212V211H187ZM195 212V211H194ZM222 212V211H221ZM224 212V211H223ZM40 213H41V209H40ZM184 214H185V212H183ZM196 213V212H195ZM203 213H204V211H203ZM21 214V213H20ZM30 214H32V213H30ZM44 214V213H43ZM135 214V216H133ZM180 214V215H179ZM19 215V214H18ZM185 215H187V214H185ZM189 215V214H188ZM223 215V214H222ZM30 216V215H29ZM192 216V215H191ZM207 216V215H206ZM221 216V215H220ZM21 217L19 216H17V218L19 219L20 218V220H21ZM31 217H33V215H31ZM31 217H29V218H31ZM107 217V216H106ZM184 217V216H183ZM189 217H190V215H189ZM188 217V218H189ZM223 217H225V216H223ZM27 218H28V216H27ZM27 218H23L22 219V221L23 222H25V223H23L22 221H20V220H18V219H16L17 221H20L21 222V224H22V231L21 232H23L24 233V237H25V239L23 240V242H21V244L23 245V247L26 245V243L28 242V240H27V242H26V238H27V236H28V238L30 237L29 236V233H28V228H27V226L28 227H30V225L32 226V224H33V226L36 224L34 221H33V219L31 220V224H30V222H29V225H27L26 226V222L29 220H27L26 221V219ZM129 218H131V219H129ZM191 218V217H190ZM196 217H194L193 216V219H195ZM220 218V217H219ZM11 219V218H10ZM9 219V220H10ZM14 219H15V215H14ZM105 219V218H104ZM218 219V218H217ZM29 220V221H30ZM197 220V219H196ZM199 220V219H198ZM32 221H33V223H32ZM153 222L154 223V226H156V228L157 229H155V232H153V231H151V230H149L146 226V224H147V222ZM13 222V221H12ZM192 222V221H191ZM194 222H196V221H193V224H194ZM203 222H204V220H203ZM19 223V222H18ZM35 223V224H34ZM197 223H199V221L197 222ZM209 223V222H208ZM211 223H213V222H211ZM3 224H4V226H6L5 224L6 223H4L3 222ZM16 224H17V222H16ZM28 224V223H27ZM190 224V223H189ZM200 224V223H199ZM214 224V223H213ZM9 225V224H8ZM196 225V224H195ZM198 225V224H197ZM209 225V227L208 228H210V226H212V224H208ZM207 225V226H208ZM32 226V227H33ZM36 226V225H35ZM34 226V228L36 229H33L32 227V229L34 230V231H37V229L39 228V226H37L38 228H36ZM46 226V225H45ZM71 226L72 225H68V227H69V229L71 228ZM193 226V225H192ZM205 226V225H204ZM222 226H224V225H222ZM222 226H219V227H221L222 228ZM3 226H1V230L3 229L2 228ZM44 227V226H43ZM43 227H40V228H43ZM203 227V226H202ZM66 228V227H65ZM226 228V227H225ZM9 229V228H8ZM30 229V228H29ZM45 228H43V232L45 231V233H46V230H44ZM47 229V228H46ZM189 229H191V227L189 228ZM219 229V228H218ZM0 230V231H1ZM32 230V231H33ZM48 230V229H47ZM210 230V229H209ZM186 231H188V230H186ZM207 231V230H206ZM217 231H220V230H217ZM227 231V230H226ZM20 232V233H21ZM49 232V231H48ZM190 232H191V230H190ZM224 233H222L221 235V237L222 238H220V244H219V248H220V256H222V253L224 254V255H227L226 253H224L227 249V243L226 242H224L225 241V235H226V238H227V233L225 234V231H223ZM22 234V233H21ZM31 234V233H30ZM34 234H35V232H34ZM187 234H188V232H187ZM23 235V234H22ZM47 235V234H46ZM74 235V236H75ZM202 235V234H201ZM200 235V236H201ZM206 235V234H205ZM204 235V236H205ZM209 235V234H208ZM34 236V235H33ZM203 236V237H204ZM207 236V235H206ZM205 236V237H206ZM34 237H36V236H34ZM204 237V238H205ZM208 237V236H207ZM32 237H30V239H31ZM71 238H73V237H71ZM229 238V237H228ZM206 239V238H205ZM207 239H209V238H207ZM34 240H36V238L34 239ZM33 240V241H34ZM72 240V239H71ZM188 240H187V243H188ZM204 240V239H203ZM33 241H32V244H35V243H37V241H38V239L36 240V241H34L35 243H33ZM70 241V240H69ZM197 241V242H196ZM214 241V240H213ZM212 240H211V242H213ZM31 242V241H30ZM67 242H68V240H67ZM205 242H206V245L208 246L209 244H207V241L205 240ZM211 242H209L210 243V245H211V248H212V244H211ZM71 243V242H70ZM186 243V244H187ZM196 243H198V245H196ZM28 244V243H27ZM68 243H66V245H67ZM72 244V243H71ZM70 244V245H71ZM205 244V243H204ZM203 244V248H204V246H206V245H204ZM64 245V242H63V244H62V246ZM65 245V246H66ZM224 245H226L225 246V249H224ZM61 246V247H62ZM206 246V247H207ZM229 246V245H228ZM25 248V247H24ZM103 248L105 249H108L107 250V252L109 251V256H108V258H105L106 256H104L105 255V253L103 254ZM199 248V247H198ZM195 249V250H194ZM206 249V248H205ZM46 250H48V249H45V251ZM49 250H51V248L49 249ZM64 250V251H63ZM68 251L69 252V257H70V259H69V257H67V254L68 253H66L65 251ZM203 250V249H202ZM202 250H201V252H202ZM70 251H72L74 254H76V255H78L79 256V258L78 259H76V261L75 260H72V259H75V256L72 258L71 257V255H70ZM106 251V250H105ZM104 251V252H105ZM205 251V250H204ZM207 251V254L206 255H209V254H211V252H212V249H209V251H211V252H208V250H206ZM228 251V250H227ZM25 252V251H24ZM51 252V251H50ZM191 252H193V253H191ZM195 252V253H194ZM205 253V252H204ZM43 254H48V252H43ZM74 254H72V255H74ZM230 254V253H229ZM49 255H50V253H49ZM107 255V254H106ZM196 256V259L194 258V259H192V256ZM223 255V256H224ZM48 256V255H47ZM194 256V257H195ZM44 257V256H43ZM199 257V258H198ZM205 257V256H204ZM220 258V257H219ZM223 258V257H222ZM228 258V257H227ZM81 259V262H79V260ZM217 259V258H216ZM40 260V259H39ZM41 260H44V262H46V260H45V258H43V259H41ZM192 260V261H191ZM210 260H211V258H210ZM218 260V259H217ZM25 261V260H24ZM36 261H38V259L36 260ZM35 261V262H36ZM53 261V260H52ZM197 261H195V262H197ZM206 261V260H205ZM42 262V261H41ZM58 262V263H59ZM209 262V261H208ZM207 262V263H208ZM219 262V261H218ZM52 262H50V264H51ZM53 263H54V261H53ZM55 263H56V261H55ZM54 263V264H55ZM57 263V264H58ZM110 263V264H111ZM206 263V264H207ZM221 263H222V260H221ZM22 264H24V263H22ZM34 264H36V263H34ZM37 264H38V262H37ZM40 264V263H39ZM47 264V263H46ZM49 264V263H48ZM193 264H195V263H193ZM198 264V263H197ZM201 264V263H200ZM210 264H211V261H210ZM216 264V263H215ZM220 264V263H219ZM223 264V263H222ZM257 264H260V262L259 263H257ZM262 264V263H261ZM264 264V263H263Z\"/></svg>",
  "mask_w": 264,
  "mask_h": 264
},
{
  "label": "crops",
  "instance_id": "obj_3",
  "mask_svg": "<svg viewBox=\"0 0 264 264\" xmlns=\"http://www.w3.org/2000/svg\"><path fill=\"white\" fill-rule=\"evenodd\" d=\"M192 73L193 71L182 76V79H178L175 86L186 82ZM192 124L190 129L185 128V133L182 138L167 141L168 165L166 163L163 164L166 172L175 173L176 177L186 178L185 182H188V178H191L190 182L192 185H190L194 188H192V202H200L203 205L206 203L207 206L206 208L204 207L206 210L203 208L202 212H199V214H202V218H218V224L224 225L222 226L224 229L228 227L247 229L248 226L243 221L254 217L256 218V215L260 214L263 216V224L261 227L264 229V109L258 113H256V110H248L243 98L235 92L232 94L230 107L222 114H219L217 119H199L198 122L194 121ZM224 152L225 155H223ZM202 155L205 157H201ZM188 156L193 157L191 159L189 158V162L187 161L189 160ZM220 156L223 157L221 158ZM201 158L204 160L202 159V161ZM210 158H212L211 161ZM221 161L226 162V164L228 162V166L226 165L227 167H224L225 163ZM209 162H212L211 165H214L209 166ZM185 164L187 167H182ZM200 166L201 168H199ZM206 167L208 168L206 169ZM215 169L216 173L213 172V175L209 170L213 171ZM200 173L203 174L200 175ZM209 173L211 174V179L207 176ZM216 175L217 178H215ZM213 178L216 180L213 181ZM213 182H216V185ZM195 183H200L198 185H201V187H197L198 185L196 186ZM186 184L184 186H188V183ZM211 184L215 186L207 187V185L209 186ZM56 185L53 186L59 187ZM62 188L67 194L66 197L59 198L57 194H53L54 196L57 195V199L61 201L68 197L66 188ZM224 191L226 194H222ZM18 214L19 210H15L9 216L0 218V230L1 226H3V229L0 231V264H33L26 258L23 260L17 259V253L27 255L28 252V245H25L24 248L20 240L19 243L17 241L15 231ZM213 214H215L214 217H212ZM226 221H230V223L228 224ZM3 222L6 223V226H4ZM257 227L260 226L257 225L255 229ZM68 232L71 233L73 231L68 229ZM209 232L210 230L202 234H211ZM240 234L247 235L250 233L240 232ZM53 261L54 263L56 261L55 264L59 262L57 260ZM53 261H51V264H54Z\"/></svg>",
  "mask_w": 264,
  "mask_h": 264
}]
</instances>
